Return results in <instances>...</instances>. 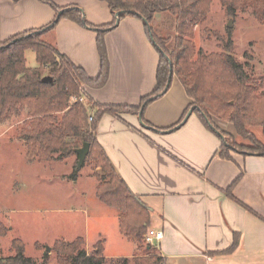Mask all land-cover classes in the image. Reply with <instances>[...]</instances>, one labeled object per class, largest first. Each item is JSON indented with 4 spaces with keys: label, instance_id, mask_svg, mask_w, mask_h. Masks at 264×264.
Instances as JSON below:
<instances>
[{
    "label": "crops",
    "instance_id": "crops-1",
    "mask_svg": "<svg viewBox=\"0 0 264 264\" xmlns=\"http://www.w3.org/2000/svg\"><path fill=\"white\" fill-rule=\"evenodd\" d=\"M52 1L60 7L76 5L96 27L114 19L102 0ZM54 18L53 9L41 0H0V43L39 30ZM46 35L87 76L97 77L101 62L94 29L61 19ZM104 40L109 78L101 88L84 87L85 98L102 104L136 105L155 87L159 62L143 21L125 16L106 32ZM190 102L183 86L172 77L167 92L145 108L144 119L155 128H144L137 114L105 113L96 137L131 191L150 209L149 228L162 231V237L151 244L155 255L162 258L161 264H264V155L236 151L232 160L215 155L221 138L206 128L194 111L184 123L168 129L179 122ZM222 128L234 135V127ZM237 178L232 198L225 190ZM7 211L0 209V222L6 221ZM84 217L89 219L88 212ZM96 230L93 241L79 233L72 237L62 234L50 242L73 241L80 236L87 253L102 241L107 260L134 256L132 243L125 255L106 253V238L99 226ZM235 236V248L219 253L232 247Z\"/></svg>",
    "mask_w": 264,
    "mask_h": 264
},
{
    "label": "trees",
    "instance_id": "trees-1",
    "mask_svg": "<svg viewBox=\"0 0 264 264\" xmlns=\"http://www.w3.org/2000/svg\"><path fill=\"white\" fill-rule=\"evenodd\" d=\"M41 1L53 9V21L39 30L25 31L0 43V122L11 118L28 121L29 128L25 130L23 141L26 147L25 157L29 161H60L70 156L78 157L75 149L87 142L89 152L86 161H92L94 168L102 170V174H95L96 196L105 205L117 210L118 231L136 247L132 257L134 263L161 264L162 258L155 255L156 248L144 241L150 225L151 211L131 191L101 146L96 137L99 120L105 113L114 116L124 113L136 115L142 110V121L152 127L144 119L145 108L152 100L167 92L172 81V78L169 81L171 73L172 77L177 76L191 102L179 122L168 129L179 125L190 107L195 105L199 109L195 108L193 111L204 126L216 134L209 126L212 124L226 138L228 145L221 140L215 155L232 160L231 151L237 150L242 154L263 156L264 144L253 134L251 127H260L264 134V88L261 87L264 75L256 79L244 69V65L233 55V43L229 37L222 52L207 53L201 48L195 52L190 37L194 25L205 19L209 0H102L108 4L113 15L117 10L124 11L120 19L136 16L147 20L152 29L153 45L159 62L155 73V87L151 93L142 96L136 105L98 103L85 98L83 90L84 87L101 88L109 78L110 60L104 36L115 27V19L96 27L85 19V14L74 4L60 7L52 0ZM224 4L231 14L237 9L250 8L256 19L264 21V0H231ZM60 10L62 12L57 19ZM164 12L173 14L176 20L175 36L170 46L167 43L169 38H163L153 26L155 14ZM61 19L73 21L82 27L89 26L96 31V45L101 62L97 77L87 76L53 42L42 38ZM144 28L150 40L148 28L145 25ZM158 46L162 52L157 49ZM28 49L35 53L36 67H29L25 63V51ZM43 67L49 68L47 76L52 78L51 81H42ZM164 89L166 91L163 93ZM71 98L73 100L69 103ZM212 116L232 122L243 143L222 131ZM72 171L68 178L76 180V167ZM237 180L238 178L225 190L229 197H232L231 192ZM8 232L9 227L0 222V236H6ZM237 241L238 236H235L232 247L219 253L233 250ZM83 245L84 239L80 236L73 241L56 240L52 250L57 264H106L110 261L104 257L102 241L96 242L89 254ZM10 250L12 255L0 257V264H48V252L39 260L26 256L24 243L20 238L12 240ZM141 252L142 256L137 258L136 254ZM117 260L128 264L129 258Z\"/></svg>",
    "mask_w": 264,
    "mask_h": 264
},
{
    "label": "rangeland",
    "instance_id": "rangeland-1",
    "mask_svg": "<svg viewBox=\"0 0 264 264\" xmlns=\"http://www.w3.org/2000/svg\"><path fill=\"white\" fill-rule=\"evenodd\" d=\"M230 1L209 0L206 17L194 25L190 42L194 44L195 52L200 48L207 53L222 52L229 37L233 43V55L250 75L259 79L264 75V21L256 19L250 8L237 9L231 14L224 4ZM175 25L173 14H155L153 26L159 30V35L169 38V46L173 44ZM47 36L43 35L42 38L49 41ZM193 57L196 58L195 55ZM25 63L29 67L37 66L33 50L25 51ZM48 72L49 68L43 67V76L48 75ZM173 77L178 80L176 75ZM261 87L264 88V84ZM212 119L224 132L222 127H234L227 120L216 116H212ZM28 128V121L17 118L0 122V209H8L3 225L10 227L9 233L0 239V254L12 255L9 249L12 240L20 237L26 256L39 260L48 252V264H57L52 250L53 242L50 241L62 234L72 237L79 233L93 241L99 226L100 233L106 238V253L125 255L129 248L127 245H131V242L124 239L117 230L118 212L96 196L95 174H102V170L94 168L93 162L86 159L77 167L76 155L60 161L27 160L23 135ZM251 131L264 144L261 128L251 127ZM233 137L243 143L235 130ZM236 151H231V155ZM75 167L78 178L71 180L68 176ZM77 209L88 212L89 219L84 217L85 212ZM40 210H43L42 214L38 213ZM136 255L140 258L142 252ZM127 263L136 264L133 258H129ZM106 264L123 263L110 259Z\"/></svg>",
    "mask_w": 264,
    "mask_h": 264
},
{
    "label": "water",
    "instance_id": "water-1",
    "mask_svg": "<svg viewBox=\"0 0 264 264\" xmlns=\"http://www.w3.org/2000/svg\"><path fill=\"white\" fill-rule=\"evenodd\" d=\"M62 11H58L57 13V19L59 18V14L61 13ZM114 19H115V25L118 23V21L120 20V16L121 14L124 13V11L122 10H117L116 12H114ZM142 21H143V24L146 26V28H148V31H149V37H150V40L153 44L154 43V38H153V34H152V29L150 28V25L149 23L147 22V20L143 19L142 18ZM228 26H230L229 22L227 23ZM89 27V26H87ZM86 27V28H87ZM157 49L162 52V49L158 46ZM169 67L171 69V62L169 64ZM172 78V74L170 73L169 75V81L171 80ZM52 78H50L49 76L47 75H44L42 76V81L44 82H47V81H51ZM166 90L164 89L163 93L165 92ZM197 108L195 105L190 107V109L187 111V113L185 114V116L183 117V121L179 124L181 125L182 123H184L185 119L188 117V115L195 109ZM199 109V108H197ZM138 115V121L140 122V124L144 127V128H148V129H152L153 126H148L146 125L143 121H142V110L139 111V113L137 114ZM204 115V114H203ZM205 119L207 120V118L205 117ZM210 128L212 130H214L216 132V134L221 138V140L225 143V145H228L227 142H226V138L225 136L218 130L214 129V127L212 126V124H209ZM75 152L76 154L78 155V161H77V167H80L81 164L85 161L86 157H87V154L89 152V144L87 142H85L81 147H78L75 149ZM48 249V248H47Z\"/></svg>",
    "mask_w": 264,
    "mask_h": 264
},
{
    "label": "built area",
    "instance_id": "built-area-1",
    "mask_svg": "<svg viewBox=\"0 0 264 264\" xmlns=\"http://www.w3.org/2000/svg\"><path fill=\"white\" fill-rule=\"evenodd\" d=\"M161 237H162V231L153 230L152 228H148L144 236L145 242L148 244H152L155 240H158Z\"/></svg>",
    "mask_w": 264,
    "mask_h": 264
}]
</instances>
